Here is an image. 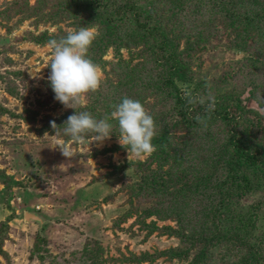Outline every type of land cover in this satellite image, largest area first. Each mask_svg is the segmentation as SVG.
Segmentation results:
<instances>
[{"label":"rangeland","instance_id":"obj_1","mask_svg":"<svg viewBox=\"0 0 264 264\" xmlns=\"http://www.w3.org/2000/svg\"><path fill=\"white\" fill-rule=\"evenodd\" d=\"M124 1L0 0V264H264V0H137L178 46L191 77L178 86L156 38L116 13ZM82 27L99 33L103 81L78 111L139 100L157 125L150 157L129 161L115 120L71 160L54 148L68 138L50 122L76 110L54 98L48 41ZM209 92L235 122H187L183 98ZM246 125L263 156L238 165L228 142Z\"/></svg>","mask_w":264,"mask_h":264},{"label":"clouds","instance_id":"obj_2","mask_svg":"<svg viewBox=\"0 0 264 264\" xmlns=\"http://www.w3.org/2000/svg\"><path fill=\"white\" fill-rule=\"evenodd\" d=\"M99 35L95 30L82 27L76 31H69L65 37L59 40L52 38L48 41L52 49L50 66L51 88L55 93V99L65 109H75V113L69 115L63 125H57L52 120L51 127L55 135L67 137V141L58 140L54 148H59L62 155L69 160L77 153L72 145L84 144L91 141L98 146L111 139L115 120L118 125V137L121 147L128 153V159L133 157L144 159L157 151L153 139L157 135V125L153 116L144 105L132 98L125 97L122 102L114 106L110 117L96 119L88 111H78L85 106L87 95L100 89L103 81V72L99 65L89 57V50ZM201 104H206L205 111L211 112L215 108V97L208 93L206 100L196 98ZM189 102H192L190 99ZM200 121V117H196ZM61 126H63L61 128Z\"/></svg>","mask_w":264,"mask_h":264},{"label":"trees","instance_id":"obj_3","mask_svg":"<svg viewBox=\"0 0 264 264\" xmlns=\"http://www.w3.org/2000/svg\"><path fill=\"white\" fill-rule=\"evenodd\" d=\"M112 1V0H109ZM115 1V0H113ZM137 0H126L121 5H118L117 7V14L120 15L121 13H124L127 17L130 15L133 17V19L136 21L137 26L144 31V33L148 36H154L156 38L155 42L157 43L156 49L159 52V56L163 57V63L170 66V82L173 85H177L182 82V85L188 84L191 82V77L188 75L187 77V68L184 65H179V62L177 60L175 61L177 57V47L175 44V40L173 37H168L163 32V26L161 25L158 15L157 14H151V12L146 8V12L144 10H141L139 8V5L137 3ZM229 3H231L229 1ZM109 19H113V16H111ZM177 48V49H176ZM169 50V53H164ZM181 81V82H180ZM186 100V105L184 106V102L182 105L183 112L185 113L186 118L188 119L187 122H190L191 124L200 123L198 122L196 117L199 116L200 118L204 117H212V118H219L222 121H226L229 125L235 122L237 118L231 115L230 110L226 111L225 108H222L220 103L218 102L215 104V108L211 112H206V104H201L198 102V99L196 98H183ZM190 99L192 102H189ZM218 101H221L220 99ZM240 107V106H237ZM234 109V108H233ZM191 116V118H190ZM234 117V119H233ZM244 119L240 118L239 125L242 124ZM244 124V123H243ZM237 125H232L234 128H237ZM232 128H230L231 130ZM244 132L242 136H233L231 137L230 144L231 148H234L233 152L235 155H233L234 163L238 165H242L243 162H246L248 164H255L258 163V159H262L263 154H258L260 149H257L255 151L257 152H249L248 149L253 148L251 144L249 145L248 142H251L248 137V126L246 125V128H244ZM234 131V130H233ZM166 133L163 131L161 135L158 137L159 139H164ZM229 140V138H228ZM247 145V146H246ZM254 148H257L254 146ZM259 151V152H258ZM221 161V160H219ZM218 163V162H217ZM6 221L5 223H7ZM259 243L254 241V243L251 244V249L254 251V253L259 249Z\"/></svg>","mask_w":264,"mask_h":264},{"label":"water","instance_id":"obj_4","mask_svg":"<svg viewBox=\"0 0 264 264\" xmlns=\"http://www.w3.org/2000/svg\"><path fill=\"white\" fill-rule=\"evenodd\" d=\"M26 217L27 218H34L35 220H39L41 222L43 221V219L40 216H38L37 214H34L32 212H26Z\"/></svg>","mask_w":264,"mask_h":264}]
</instances>
